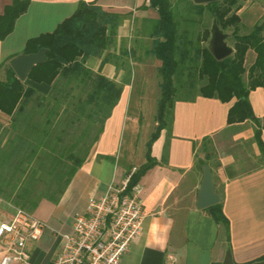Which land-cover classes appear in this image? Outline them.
<instances>
[{"label":"crops","instance_id":"obj_1","mask_svg":"<svg viewBox=\"0 0 264 264\" xmlns=\"http://www.w3.org/2000/svg\"><path fill=\"white\" fill-rule=\"evenodd\" d=\"M80 1L30 0L14 30L0 40V63L9 56L23 54L30 39L55 31L74 14ZM83 1H95L110 12L133 16L125 18L117 27L112 49L86 59L89 69L117 82L123 91L87 159L59 199L43 198L33 211L47 227L41 240L30 245L31 264H51L62 247V234L72 232L73 217L88 210L91 198L100 197L111 185H121L128 176L127 171L136 169L127 158L133 155L134 131L136 127L140 129V120L129 114L136 77L133 53L138 37L151 38L146 30L138 35L135 29L141 24L146 29L147 24L159 18V13L150 7L149 0ZM11 2L0 0V13ZM252 20L253 17L248 18L250 26L257 21ZM109 52L113 53L111 57ZM249 53L253 57L250 62L246 58V67L256 58L252 50ZM123 62L133 65L132 72ZM152 65L160 68L162 61L155 57ZM29 84L44 93L48 90L45 85L32 81ZM249 98L255 115L263 121L264 87L251 91ZM235 101L234 98L223 102L201 95L194 100L175 101L170 128L162 130L152 144L151 154L158 164L140 179L145 215L143 231L123 256L122 264H225L228 259L234 264H257L264 261V153L252 120L228 123V112ZM34 119L29 122L34 124ZM29 132L34 130L25 125L14 129L11 117L0 112V157L10 151L9 140H18ZM151 135L142 137L144 158ZM261 138L264 146V129ZM205 139L213 146L218 159L215 165L210 156L206 164L211 167L216 190L223 197V212L230 222L229 237L224 224L212 216L210 207L195 206L203 180V165L200 167L198 160L205 159L202 149ZM166 146L168 153L164 161ZM15 209L0 196V222L9 220Z\"/></svg>","mask_w":264,"mask_h":264},{"label":"trees","instance_id":"obj_2","mask_svg":"<svg viewBox=\"0 0 264 264\" xmlns=\"http://www.w3.org/2000/svg\"><path fill=\"white\" fill-rule=\"evenodd\" d=\"M240 1L219 0L207 4L187 1L200 18L208 10L225 32L233 28L235 52L224 60H217L208 47L202 45L211 35L210 29H204L199 33L194 49L195 63L201 62L199 66L191 67L187 88H195V78L206 80V83L192 96L176 98L175 75L179 59L185 62L190 58L192 51L189 45L192 41L178 33L177 14L171 0H149L150 7L159 13V18L147 24L145 30L152 41L149 54L162 61V95L158 105V125L147 142V161L136 171H127L130 176L128 191L140 182L150 168L158 164L151 154L152 144L162 130L170 128L174 104L178 99L194 100L201 95L230 102L235 98L228 112V123L252 120L256 124V139L264 153L261 138L264 119L262 121L255 115L249 98L251 91L264 87V17L256 22L250 32L240 34ZM29 4L30 0H12L4 6L0 13V40L14 30L17 19L27 11ZM124 16L105 10L95 1L81 0L74 14L60 23L55 31L41 34L27 42L24 50L26 54L47 49V60L31 70L27 81L19 79L11 65L6 66L7 78L0 81V112L11 117L14 129L25 125L38 136L33 143L35 148L30 159L24 154L26 146L30 144L25 137L9 140L10 151L0 157V163L9 165L7 173L0 174V196L14 206L28 208L25 210L33 213L43 198L58 200L98 140L105 120L120 100L123 87L89 69L86 59L107 50L115 42V31L120 24L116 21ZM109 28L112 30L111 35L108 33ZM249 50L256 54V58L247 69L245 62ZM16 56L4 59L0 69ZM28 81L45 85L48 90L44 93ZM36 115L43 120L31 124L29 121ZM206 142L205 139V159L198 160L200 167L210 158ZM167 151L166 146L164 161ZM44 172L52 176L50 183L55 189L51 194L33 200L31 189ZM7 177L10 179L4 180ZM209 210L218 222L224 224L229 237L230 222L223 212L222 203Z\"/></svg>","mask_w":264,"mask_h":264},{"label":"built area","instance_id":"obj_3","mask_svg":"<svg viewBox=\"0 0 264 264\" xmlns=\"http://www.w3.org/2000/svg\"><path fill=\"white\" fill-rule=\"evenodd\" d=\"M130 176L89 200L88 210L73 217L72 232L51 264H122L144 224L140 182L128 191ZM46 223L33 213L16 208L0 222V264H31V243L41 240Z\"/></svg>","mask_w":264,"mask_h":264},{"label":"rangeland","instance_id":"obj_4","mask_svg":"<svg viewBox=\"0 0 264 264\" xmlns=\"http://www.w3.org/2000/svg\"><path fill=\"white\" fill-rule=\"evenodd\" d=\"M187 1H193V0H171L175 7V12L177 14V20H178V33L182 36L186 37V39L192 41V43L189 45L191 48L190 58L182 62L179 59V68L175 75V87L177 89L176 98H182V97H190L194 92H198V88L206 83V80H198L195 78V88L189 89L187 88L188 82H189V71L191 67L193 66H199L200 60L196 62L194 60V49L197 45V38L199 33H201L204 29L208 28L211 29L213 24V16L208 10H205L203 17L200 18V16L197 14V12L192 8ZM240 9L238 13L241 16V23H240V34H247L250 32L254 25L250 26L248 24V18L253 17L252 21L257 20L261 21L264 17V0H241L240 1ZM125 18H132V15H126ZM125 18H121L119 21H116V23H122ZM248 21V22H247ZM136 33L139 35L140 33H143L145 28H143V24H141L140 27H137ZM233 28L229 31H226V33L229 34L228 38V44L231 45L234 48V38L232 36ZM108 33L111 35L112 30L109 28ZM210 38L207 41L202 42V45L208 46ZM114 42L112 45H109L107 50L112 49L114 46ZM152 41L149 38H137V48L134 50L133 56H134V62L135 63V72L136 77L133 81V88H132V95H131V102L129 107V114L132 117H136L140 120V129L136 127L135 134L136 138L134 141V147L132 149L133 155L127 156L129 158V161L131 164L136 166L135 171L144 163L147 161V158H144L145 155V145L144 140H142V137L144 135H148V138L150 135L155 131L157 125H158V119H157V113H158V105L159 101L161 99L162 95V76L160 73V68H156L153 66V60L154 56L149 54V49L151 48ZM253 52V51H252ZM102 53V52H100ZM99 53V54H100ZM110 57L113 53L109 52ZM108 54V55H109ZM253 57V53L247 54V62H250ZM13 60V59H12ZM9 60L6 63H4V66L0 69V81H4L7 78L6 75V66L11 65V61ZM123 64H128L126 62H123ZM129 65V66H128ZM125 68L129 69V71L132 72L133 65L128 64ZM249 68V65L246 67ZM128 77V76H127ZM245 81H247V73L244 75ZM28 79V78H27ZM27 79L25 81H27ZM30 83V81H28ZM42 121L43 118H41L39 115H36V118L34 119L35 122ZM25 138L27 139L30 144L26 146V151L24 152L25 157L30 159L31 154H33L32 149L35 148L34 144L36 141V138L38 137L36 132H29L26 133ZM32 143V144H31ZM247 146V145H246ZM206 147L208 148V151L210 152V156L213 159V164L217 165L218 159L216 158V154L213 152V146L211 143L209 144L206 142ZM203 149V148H202ZM10 150V148H9ZM6 152V151H4ZM39 152V151H38ZM144 155V156H143ZM2 157V156H1ZM7 163H0V174L7 173L8 169ZM51 175H49L48 172H44L43 176L35 182L34 188H32V195L31 199L37 200L42 195L51 194L55 187L52 186L50 183ZM10 178H4V180L8 181ZM17 182V180H16ZM15 183V182H14ZM13 184V182H12ZM51 186V187H50ZM16 207V206H15ZM21 208V207H16ZM28 209V208H25Z\"/></svg>","mask_w":264,"mask_h":264},{"label":"water","instance_id":"obj_5","mask_svg":"<svg viewBox=\"0 0 264 264\" xmlns=\"http://www.w3.org/2000/svg\"><path fill=\"white\" fill-rule=\"evenodd\" d=\"M219 0H194L197 4H207ZM210 40L208 49L217 60H224L232 56L235 49L228 44L229 34L226 33L214 18L210 29ZM47 60V49L42 48L36 53H23L15 57L11 61V67L17 74L18 78L25 81L31 70L38 64L44 63ZM203 180L200 190L197 193L195 206L198 209H206L222 202V194L216 190L212 169L208 164L202 166ZM225 264H234L231 259H228ZM264 264V261L257 263Z\"/></svg>","mask_w":264,"mask_h":264}]
</instances>
